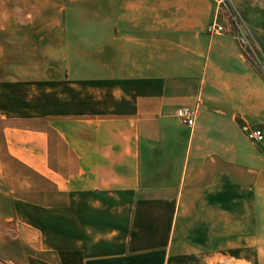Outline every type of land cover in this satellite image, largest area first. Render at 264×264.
<instances>
[{"label":"crops","instance_id":"1","mask_svg":"<svg viewBox=\"0 0 264 264\" xmlns=\"http://www.w3.org/2000/svg\"><path fill=\"white\" fill-rule=\"evenodd\" d=\"M230 2L258 62L207 33L214 0L18 11L39 43L0 65V217L38 239L29 264H264V141L241 128L264 131V0Z\"/></svg>","mask_w":264,"mask_h":264},{"label":"rangeland","instance_id":"2","mask_svg":"<svg viewBox=\"0 0 264 264\" xmlns=\"http://www.w3.org/2000/svg\"><path fill=\"white\" fill-rule=\"evenodd\" d=\"M24 5L39 6V0H0V65L3 70L1 77L6 76L5 72L8 70L9 65L13 67L22 64L19 61L15 62L13 58H10V60L8 58L9 52L12 50V53L14 52L17 55L24 51L22 45L11 49L10 44L15 40L16 34H21V37H24L27 33L31 42L39 43L38 37L30 36V33H34V31L18 30L19 25L25 21H30L31 16H35H30L27 12L18 13V11H25L22 8ZM52 42L54 41H47L48 44ZM1 201L5 202L0 195V214L6 216L10 210ZM37 249H39L38 239L31 237L29 232L23 231V228L18 226L17 222H7L0 217V264H29L31 261L30 254ZM35 253L38 254L37 251Z\"/></svg>","mask_w":264,"mask_h":264},{"label":"built area","instance_id":"3","mask_svg":"<svg viewBox=\"0 0 264 264\" xmlns=\"http://www.w3.org/2000/svg\"><path fill=\"white\" fill-rule=\"evenodd\" d=\"M214 1L216 5L215 13L212 22L207 27V33L210 35H233L246 56L250 60L258 62L261 49L247 29L240 11L231 4L230 0ZM196 113V109L182 108L177 112V116L183 124L194 128ZM241 128L245 135L255 144H261L264 141L262 127L243 123Z\"/></svg>","mask_w":264,"mask_h":264}]
</instances>
